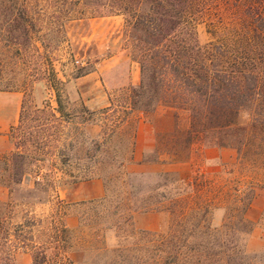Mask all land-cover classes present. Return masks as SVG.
Here are the masks:
<instances>
[{
	"label": "rangeland",
	"instance_id": "obj_1",
	"mask_svg": "<svg viewBox=\"0 0 264 264\" xmlns=\"http://www.w3.org/2000/svg\"><path fill=\"white\" fill-rule=\"evenodd\" d=\"M218 1L216 7L221 5V14L202 18L195 25L201 46L223 40L233 43L245 31L248 19L242 8L233 0L226 4L224 0ZM11 3L12 0H0V7ZM33 6L37 27H42L39 34L25 38L17 32L12 35L5 24L0 25V187L4 189L0 191V264L7 263L8 255L14 258L22 251L29 252L36 264H72L71 252H77V264H160L167 255H174L175 243L182 244V251L175 253L177 256L170 264H194L198 252L188 251L199 237L191 235L183 240L179 228L174 226L175 213L168 210L136 211L163 215L158 231L137 227L132 211L135 200L128 195L122 179L114 177L118 165L115 152L120 154L119 158L128 157L125 142L133 131L132 118L129 123L116 126L115 135L97 149L98 142L122 113L119 107L104 110L109 103L118 105L127 89L139 80L134 53L122 42L121 16L87 14L66 20L61 15L64 36L61 29L54 28L57 23L55 14L51 15L52 7H46L48 12L43 14V6ZM52 23L53 32L43 36ZM79 67L91 71L76 77ZM57 95L62 115L56 111ZM45 106L46 112H41ZM83 109L89 113L82 112ZM157 112L161 127H168L159 133L171 131L176 122L174 109L161 105L154 113ZM187 119V112L179 110L180 130L187 128ZM20 120L26 126L19 130ZM29 133L39 139H35L38 148L31 141L24 148L30 173L18 184L6 186L3 161L10 160L19 137L30 136ZM202 146L200 138L193 140L187 159L190 167L177 173L183 181L197 179L186 195L198 194L201 200L215 198L212 225L222 228L223 220L231 212L224 206L228 197L232 201L244 200L250 189L264 195V165L237 161L235 151L230 148L206 161L200 154ZM162 157L167 159L165 154ZM160 172L163 171L133 173L150 174L137 181L153 185L159 182L156 174ZM102 176L106 189L103 199L79 205L59 199V192L71 188L73 183ZM263 198L257 201L258 208L262 207ZM253 210L257 211L255 207ZM71 211L78 214V225L72 229L63 227L65 216ZM261 225L264 231V208ZM250 226L252 230L253 223L232 227L236 229L234 236L231 227L221 229L223 247H233L235 252L232 264H264V251L247 249L249 234L245 230ZM140 230L159 232L164 241H160V234L150 236ZM216 257L210 256L209 263L216 264L211 260Z\"/></svg>",
	"mask_w": 264,
	"mask_h": 264
},
{
	"label": "trees",
	"instance_id": "obj_2",
	"mask_svg": "<svg viewBox=\"0 0 264 264\" xmlns=\"http://www.w3.org/2000/svg\"><path fill=\"white\" fill-rule=\"evenodd\" d=\"M233 1L242 8L248 23L244 34L230 44L223 40L201 46L196 39V23L212 14L215 17L221 14V5L218 9L216 7L218 0H12L7 7H0V25L3 27L5 24L12 35L17 32L28 38L39 34L42 27H37L34 19L35 4L43 6V14L48 12L46 7H52L56 29L64 27V22L59 21L61 15L66 20L87 14L92 17L121 16L122 42L134 53L133 59L139 65V80L127 89L118 105L110 103L104 110L107 112L119 107L122 113L98 142L97 149L115 135L116 126L129 123L131 114L142 112L150 115L164 105L174 109L175 127L156 134L154 148L143 155V162L187 160L193 140L198 137L204 146L233 149L237 161L264 165V0ZM227 2L231 0H224L225 4ZM53 25L47 27L43 36L53 32ZM60 31L66 36L63 29ZM90 71L88 67H79L75 76ZM56 101V111L62 115L58 95ZM46 110V106L40 109L41 112ZM179 110L187 112L188 126L183 130L177 126ZM82 112L89 113L87 109ZM50 115H54L53 111ZM24 126L26 124L20 120L17 128L20 130ZM131 133L125 142L128 157L119 158V153L114 154L118 155L114 177L122 179L129 190L128 195L134 198L132 211L168 210L175 213L174 226L179 228L183 240L191 235L199 237L188 251L198 252L194 255V264H210V256L214 255L218 257L211 260L216 264H232L235 252L233 247H223L221 229L231 227L230 233L234 236L236 226L251 224L244 213L254 196V189L247 192L244 200L226 199L224 206L231 212L223 220L222 228H217L212 225V210L217 205L215 198L201 200L198 194L186 195L197 179L183 181L177 172H160L156 174L159 182L142 185L137 179L150 174L125 170L132 151L133 131ZM29 135L19 137L10 160L3 161L2 174L8 179L6 186L18 184L26 173H30V162L24 148L28 141L38 148L39 143L35 139H39L31 133ZM163 154L167 159L162 157ZM102 180L104 182V176ZM105 196L106 193L101 199ZM186 204H192V207ZM245 231L248 235L251 226ZM139 232L150 236L160 234L145 230ZM159 236L160 241H164L163 236ZM4 237L8 239V235ZM181 245L175 243L172 251H182ZM156 248L159 250L160 247ZM175 253L167 255L160 264L172 263L177 256ZM12 259L8 255L5 264H13Z\"/></svg>",
	"mask_w": 264,
	"mask_h": 264
},
{
	"label": "crops",
	"instance_id": "obj_3",
	"mask_svg": "<svg viewBox=\"0 0 264 264\" xmlns=\"http://www.w3.org/2000/svg\"><path fill=\"white\" fill-rule=\"evenodd\" d=\"M116 16L118 15H115V17ZM130 117L134 122L133 144L130 160L127 161L124 166L126 171H163L180 173L181 171L184 172L185 170L189 169L190 163L188 160L184 162H143V155L154 148L156 134L159 132L167 131L168 127H161L162 124L159 123L160 114L158 112L153 113V115L151 114L150 116L142 112H137L131 114ZM224 149H226V147L202 146L200 149V154L204 159H206V161H210L217 158L219 153H223ZM73 184L74 185L71 188H66L63 191L59 192V199L66 203L79 205L88 201L100 199L104 196L105 190L103 180L100 177H92L90 179L82 180ZM0 191L4 192V189L0 187ZM259 192L260 191L254 192V196L245 213V217L247 218V220L253 223V229L250 231L247 239V249L252 252L264 251V238L262 237L264 231L261 225L264 202L261 208H258L256 206L257 201L263 198L264 195L259 194ZM0 199H2V196H0ZM254 207L257 211L253 210ZM162 216L163 215L161 214V212H135L133 220L135 222V225L141 229L158 231L161 228ZM77 225V212L74 213V211H71L67 213L65 216L63 227L72 229ZM70 255L72 258V264H77L78 261L77 259H75V256H77V252H71ZM12 262L13 264H36L32 258V255L26 251L16 253L15 257L12 259Z\"/></svg>",
	"mask_w": 264,
	"mask_h": 264
}]
</instances>
